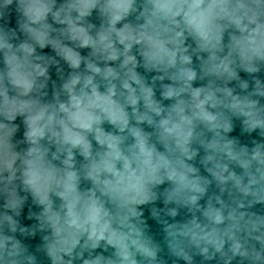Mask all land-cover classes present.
I'll use <instances>...</instances> for the list:
<instances>
[{
	"label": "water",
	"instance_id": "95a60500",
	"mask_svg": "<svg viewBox=\"0 0 264 264\" xmlns=\"http://www.w3.org/2000/svg\"><path fill=\"white\" fill-rule=\"evenodd\" d=\"M193 3L0 0V264H264V0Z\"/></svg>",
	"mask_w": 264,
	"mask_h": 264
},
{
	"label": "clouds",
	"instance_id": "9594fccd",
	"mask_svg": "<svg viewBox=\"0 0 264 264\" xmlns=\"http://www.w3.org/2000/svg\"><path fill=\"white\" fill-rule=\"evenodd\" d=\"M202 3V0H194V3L190 5V8L195 10L200 7ZM117 8L122 7L121 4H116L115 5ZM32 7L34 6H29V11H31ZM159 8L162 10H167L170 8V4L168 3H162L158 5ZM188 23L198 32H200L201 35H205L203 29H204V17L202 13H196L194 11L189 12L188 14Z\"/></svg>",
	"mask_w": 264,
	"mask_h": 264
}]
</instances>
